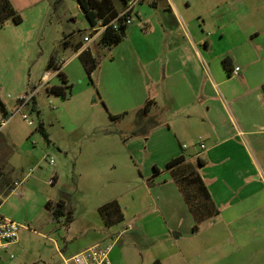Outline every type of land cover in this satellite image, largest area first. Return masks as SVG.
<instances>
[{
	"label": "rangeland",
	"instance_id": "1",
	"mask_svg": "<svg viewBox=\"0 0 264 264\" xmlns=\"http://www.w3.org/2000/svg\"><path fill=\"white\" fill-rule=\"evenodd\" d=\"M11 1L21 22L6 19L0 25V102L6 109L4 115L0 111V215L20 227L15 242L0 250V264H66L73 253L105 244L111 245L112 264H190L176 251L173 234L143 198L149 194L143 183L151 166L163 167L158 147L166 133L155 124L161 110L143 118L136 109L145 100L146 90L134 55L142 57L147 41L159 37L157 31L147 29L157 15L150 0L136 2L132 21L117 44L90 43L97 67L89 76L79 57L71 56L73 45L89 30L76 0ZM112 3L117 12L124 8L123 0ZM205 20L203 26L200 22L201 31L196 29L209 36L214 19ZM66 34L69 42L63 46ZM223 44L224 39L213 50H222ZM109 57L113 58L107 62L109 69L100 68L102 59ZM50 58L70 86L64 97L45 91L46 86L62 84L58 75L42 84V74L52 70L47 68ZM222 58L212 64L211 81L228 105L223 90L237 88L239 79L238 72L226 73ZM204 65L209 70L205 60ZM22 95L27 96L26 104L15 111ZM121 113L116 119L109 117ZM39 123L45 137L38 131ZM198 141L203 142L196 136L191 139ZM181 142L190 141L183 137ZM241 163L248 177L245 182L264 181V171L258 170L257 177L246 158ZM254 197L263 198V220L258 221L263 223L264 191ZM59 199L64 202L62 208L56 205ZM112 199L118 202L122 219L106 226L97 208ZM212 218L204 225L218 227ZM241 239L231 237L232 248L225 249L219 264H257L255 257H238L239 245L233 244Z\"/></svg>",
	"mask_w": 264,
	"mask_h": 264
},
{
	"label": "crops",
	"instance_id": "2",
	"mask_svg": "<svg viewBox=\"0 0 264 264\" xmlns=\"http://www.w3.org/2000/svg\"><path fill=\"white\" fill-rule=\"evenodd\" d=\"M152 8L157 15L148 22L147 29L157 31L158 40L147 41L143 56L135 54L134 60L140 68L145 100L153 103L144 112L141 103L145 100L138 102L136 111L143 118L154 116L156 109L162 111L155 124L166 131L158 147L163 165L180 154L186 161L201 158L199 174L219 209L212 218L218 227L204 225V220L196 232L191 230L190 212L168 173L156 164L151 167L155 166L158 173L150 178L151 168L143 183L149 193L143 198L153 208L150 212L155 211L167 232L173 234L176 251L185 255L190 264H219L225 249L228 247L229 252L232 248L234 235L242 237L233 244L239 245V258L255 257L257 264H264L263 198L254 197L264 191V181L259 179V185L245 182L248 177L241 163V158H246L257 177L258 170L264 171V0H156ZM208 16L214 19V31L209 36L196 29H200V22L202 26L207 22ZM223 39L224 48L214 51L216 43ZM74 52L71 56H75ZM220 57L229 58V74L234 67L238 72V87L223 90L229 106L211 81L212 64ZM108 59H102L100 68L109 69L107 62L113 58ZM239 132L245 136L243 139L238 137ZM194 136L203 140L202 147L199 141L191 142ZM183 137L190 142H181ZM250 153H254L252 158ZM109 261L112 264L110 258Z\"/></svg>",
	"mask_w": 264,
	"mask_h": 264
},
{
	"label": "trees",
	"instance_id": "3",
	"mask_svg": "<svg viewBox=\"0 0 264 264\" xmlns=\"http://www.w3.org/2000/svg\"><path fill=\"white\" fill-rule=\"evenodd\" d=\"M125 0H123L124 2ZM76 3L81 10L82 14L86 18L89 27H92L96 24H106L113 17L117 15V10L114 8L112 0H76ZM156 0L149 2L150 6H155ZM10 19L14 24L21 22V17L18 14L17 10L12 6L9 0H0V25L6 20ZM127 25H119L115 29L107 26L101 34L99 35L96 44L103 46H111L117 44L125 33V28ZM68 39L64 35L62 40V45L67 46ZM81 44V41L73 45V51H76ZM76 57H79L81 64L83 66L84 72L89 76L91 72L96 69L97 61L95 56H92L89 48L80 51ZM221 65L228 73L229 59L228 57H223L221 59ZM53 67L52 69H57L55 66L54 60L49 59L47 68ZM56 75L60 77L62 84L60 85H50L45 87L47 93L59 95L61 97L65 96V90L69 89V84L65 76L58 70ZM152 100L146 99L141 107V110L147 112L152 104ZM0 111L2 115L5 114L3 104L0 102ZM124 113L118 115H110L111 119H116L118 116L123 115ZM38 131L45 137L46 133L44 132L43 126L41 123L37 125ZM203 165V161L200 157H196L192 161H186L185 157L180 154L173 158H170L163 165V170L166 171L176 186L184 204L186 205L188 211L190 212L193 223L191 230L196 232L200 223L210 217H214L218 213V209L214 206L206 187L204 186L199 169ZM158 173L155 166L152 167L151 177H154ZM149 181V180H148ZM12 189V188H11ZM10 189V190H11ZM63 200L59 199L56 205L60 208L63 207ZM48 206V203L46 204ZM97 212L104 225L110 226L115 224L122 219L121 208L118 202L115 199H112L97 208ZM57 213L53 211V214ZM58 213H60L58 211ZM69 213V212H68ZM69 219L67 220V222Z\"/></svg>",
	"mask_w": 264,
	"mask_h": 264
},
{
	"label": "built area",
	"instance_id": "4",
	"mask_svg": "<svg viewBox=\"0 0 264 264\" xmlns=\"http://www.w3.org/2000/svg\"><path fill=\"white\" fill-rule=\"evenodd\" d=\"M138 0H125L124 8L117 13L115 17H113L106 24H96L92 27H89V30L82 34L81 36V44L79 48L74 52L77 55L80 51L89 48L90 43L97 41L101 32L109 26L112 29H115L119 25H128L132 21V8L136 4ZM58 69H52L47 72L43 76V83H46L53 75L57 73ZM237 67H234L232 70L233 74H236ZM27 96H20L19 103L17 104L15 111H17L21 106L26 104ZM28 124H31V121H27ZM239 134H241L239 132ZM200 147H202V143H199ZM184 147V145H182ZM48 164L52 163L51 159L47 160ZM18 185L17 183H13ZM13 190V189H12ZM20 226L11 220L8 217L0 215V250H4L7 248L9 244H12L16 240V235L18 228ZM127 227H130L127 224ZM110 246L104 245H91L82 250H79L69 256L66 260V264H111L108 258V251Z\"/></svg>",
	"mask_w": 264,
	"mask_h": 264
}]
</instances>
